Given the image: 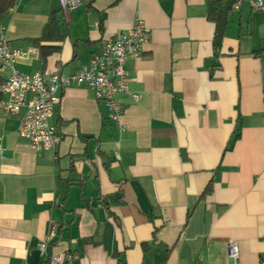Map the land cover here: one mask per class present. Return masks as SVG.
<instances>
[{
	"label": "crops",
	"instance_id": "obj_1",
	"mask_svg": "<svg viewBox=\"0 0 264 264\" xmlns=\"http://www.w3.org/2000/svg\"><path fill=\"white\" fill-rule=\"evenodd\" d=\"M52 9L57 0H16L1 18L25 53L16 67L78 72L103 38L142 18L151 37L127 63L141 99L119 95L122 131L90 87H66L52 152L19 135L25 108L0 111V264H56L59 254L73 264H233L231 241L237 264H260L264 11L232 9L216 48L208 0H91L63 10L67 36L43 61L31 38Z\"/></svg>",
	"mask_w": 264,
	"mask_h": 264
},
{
	"label": "built area",
	"instance_id": "obj_2",
	"mask_svg": "<svg viewBox=\"0 0 264 264\" xmlns=\"http://www.w3.org/2000/svg\"><path fill=\"white\" fill-rule=\"evenodd\" d=\"M60 9L67 11L91 0H57ZM244 3L264 11V0H235L233 9L239 10ZM151 30L142 18H136L131 28L118 34L103 38L100 46L92 54L90 62L78 72L63 74L25 73L16 67V62L25 53L12 47L5 25L0 23V111L18 114L20 117L18 133L30 141L37 152L55 151L63 137L58 126L52 122L56 106L61 101L66 87L84 85L90 87L95 98L107 109V119L127 130L124 121L126 105L119 100V95L127 94L135 101L141 96L131 91L127 63L138 57L150 40ZM52 235L54 232L51 233ZM231 241L228 256L233 264L238 263L240 247ZM56 264H73V257L59 254L54 257ZM260 264H264V255Z\"/></svg>",
	"mask_w": 264,
	"mask_h": 264
},
{
	"label": "trees",
	"instance_id": "obj_3",
	"mask_svg": "<svg viewBox=\"0 0 264 264\" xmlns=\"http://www.w3.org/2000/svg\"><path fill=\"white\" fill-rule=\"evenodd\" d=\"M234 2L235 0H208L209 16L216 21L214 38L216 48H219L222 45L228 25V17L233 9ZM15 3L16 0H0V23L1 18L15 5ZM49 15V19L43 27L41 35L36 38H31L34 47L39 51V57H41L43 61H46L48 56L53 52L60 50L61 43L67 36L62 28L63 26H67L64 11L62 9H52ZM262 52H264V50ZM1 97L2 94L0 93V99Z\"/></svg>",
	"mask_w": 264,
	"mask_h": 264
}]
</instances>
